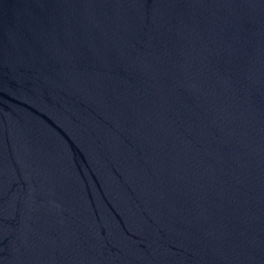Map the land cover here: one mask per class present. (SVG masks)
<instances>
[{"label":"water","instance_id":"water-1","mask_svg":"<svg viewBox=\"0 0 264 264\" xmlns=\"http://www.w3.org/2000/svg\"><path fill=\"white\" fill-rule=\"evenodd\" d=\"M0 264H264V0H0Z\"/></svg>","mask_w":264,"mask_h":264}]
</instances>
